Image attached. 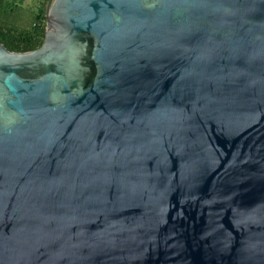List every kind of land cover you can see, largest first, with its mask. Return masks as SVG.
Returning <instances> with one entry per match:
<instances>
[{
  "label": "water",
  "instance_id": "water-1",
  "mask_svg": "<svg viewBox=\"0 0 264 264\" xmlns=\"http://www.w3.org/2000/svg\"><path fill=\"white\" fill-rule=\"evenodd\" d=\"M0 264H264V0H48L0 43Z\"/></svg>",
  "mask_w": 264,
  "mask_h": 264
},
{
  "label": "trees",
  "instance_id": "trees-1",
  "mask_svg": "<svg viewBox=\"0 0 264 264\" xmlns=\"http://www.w3.org/2000/svg\"><path fill=\"white\" fill-rule=\"evenodd\" d=\"M9 0H0V43L8 50L16 52H26L39 48L45 38L46 31V3L48 0H40L37 13L32 23L26 27H14L1 19L4 6ZM4 21V20H3Z\"/></svg>",
  "mask_w": 264,
  "mask_h": 264
},
{
  "label": "rangeland",
  "instance_id": "rangeland-1",
  "mask_svg": "<svg viewBox=\"0 0 264 264\" xmlns=\"http://www.w3.org/2000/svg\"><path fill=\"white\" fill-rule=\"evenodd\" d=\"M4 6L3 23L14 27H26L30 25L37 13L40 0H9ZM47 6V3H46Z\"/></svg>",
  "mask_w": 264,
  "mask_h": 264
}]
</instances>
